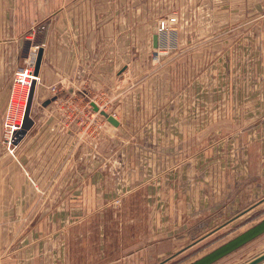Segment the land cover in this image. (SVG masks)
Here are the masks:
<instances>
[{
  "label": "crops",
  "instance_id": "1",
  "mask_svg": "<svg viewBox=\"0 0 264 264\" xmlns=\"http://www.w3.org/2000/svg\"><path fill=\"white\" fill-rule=\"evenodd\" d=\"M173 13L178 47L159 68L148 43L162 47L157 23ZM36 46L33 126L11 154L4 128L10 89ZM262 97L264 0H0V264H86L90 256L101 264L102 241L104 258L132 257L141 238L114 218L110 144L120 142L127 165L135 137H148L155 118L162 152L135 183L126 166L127 195L116 211L135 208L128 198L140 192L142 208L158 212V229L175 237L191 221L225 223L262 207ZM98 100L109 102L105 112L118 122L99 115L109 134L103 141L64 117L70 102L95 113Z\"/></svg>",
  "mask_w": 264,
  "mask_h": 264
},
{
  "label": "rangeland",
  "instance_id": "2",
  "mask_svg": "<svg viewBox=\"0 0 264 264\" xmlns=\"http://www.w3.org/2000/svg\"><path fill=\"white\" fill-rule=\"evenodd\" d=\"M174 15L178 17L176 13H173V15L171 16H174ZM168 18L169 17L167 18L164 17L160 19L157 23V29H156L157 35L160 36L162 40V47L159 48L157 46L156 50H151V43L150 42L148 43L149 53L152 59L156 63L155 66L159 68L164 67L163 61L166 58H172L171 56L174 55V52L177 50V47H178L177 45L178 44V34H177L178 20L175 25L173 24L170 25V31H171L170 33L160 34L158 31L160 22ZM168 63L169 62H166V64ZM225 74L227 75V71H225ZM38 77H39V72L37 75V79H39ZM36 82H39V81L37 80L34 83L36 84ZM13 85H14V79L12 81L11 88ZM10 93H11V89H10ZM230 100H231L230 98L224 99V101L222 102V107L223 106L225 107V105L227 106L228 103H230ZM22 101L23 100H20L21 103H24ZM10 102H11V97L9 95L8 108H9ZM98 102L99 104L98 105L96 104V105L99 108V110L105 112L107 107L109 106V102L103 101V100H98ZM70 103H72L69 105L71 109H69V112H66V114H64L65 122L69 123V122L75 121V122L85 123V127H86L85 134L91 137L92 139L103 141L102 139L108 138L109 134L106 132V127L104 124L106 123L105 119L102 118L103 116L99 112H96L95 110H94L95 113L85 111L81 107H78V105H76L77 101L70 102ZM262 103H264V97H262ZM231 104H232V101H231ZM8 108H7V111H8ZM27 108H28V102H27L26 110ZM6 114H5V117H6ZM99 115H101L102 117L100 116L99 118ZM110 116L114 117L113 115H110ZM259 118L264 119V108L260 112ZM157 128H158L157 119L155 118V122L150 120L145 129L146 134L149 135L150 137L152 136V139H150L152 144L150 143L147 144V139L149 136L147 137L146 135L143 140L137 135L135 137L136 140H134V142L132 143L131 151L134 157H133L132 162L127 163V165L132 168L131 171L129 170L130 172L129 174L132 175V179L134 183L140 180V177L142 174L141 170H144L145 168L148 167L149 165L148 161L154 160L156 153L162 152V147L157 146L158 140H159L158 139L159 136H157L159 130ZM133 133L135 134L136 132H133ZM23 135L21 134V131H20L16 135L15 138L19 139ZM121 137H124V135L121 134ZM162 140H163V137H162ZM8 150L10 152L11 148ZM110 152H111L110 160L112 161V163L109 169L113 171L115 175V179H116L115 181H117L116 185L118 186V189H115V192H114V198L112 200V205L115 207L114 208L115 210L113 211L118 212L119 215L117 214L116 216H114V218L119 216V221L120 222L122 221L123 227H126L128 229L129 227H131V229L133 228L134 229L133 230L134 239L141 238V240L138 242L137 241L132 242V257L131 256L128 257L129 259H127L126 261L124 259H120L121 257H120L119 252L117 254L113 253L115 250H119L118 246L114 248V251H112V253L115 254L113 257H110L108 259L104 258L103 255L106 249L104 245H106V243L102 241L101 264L106 261H108L106 264H109L114 261L116 263H113V264H128L129 261H130V264H190L200 259L201 257L205 256L206 254L210 253L211 251L217 249L218 247L222 246L223 244L227 243L228 241L240 235L241 233L247 231L248 229L255 226L256 224H258L260 221L264 219V204H263L262 207L261 206L257 207L254 211L250 212L249 214L245 212L242 218H239V219L237 218L234 221L233 220L230 221L229 219L228 220L226 219L227 222L225 223L223 222L224 220H222L219 223L210 224V223H202V220L198 219L196 220V222L191 221L188 226L189 228L177 229L178 232L175 233L176 234L175 237H172L173 235H171L170 237L168 236L169 234H163L161 232V229H158L159 226L156 225V221L159 219L157 210L151 209V208H150L151 210H149V208L148 210H144L142 208V202L145 201L147 203V198L140 192H137V193L134 192L133 194H131V197L128 198L134 205H136L135 208L129 209V210L123 209L120 211H116L117 209L119 210L122 208L123 200L126 198L125 195H127L126 191L124 190V186H125V171L124 170L126 169V166H127L125 164V157L127 155H126V152H124L122 146H120V142L118 140L117 142H115V144L114 143L110 144ZM92 154L94 155L95 153L90 152L89 156L92 157ZM107 157H108V154H106V158ZM155 181L156 179H153L152 184L153 183L155 184ZM169 187L172 188V181L170 182V184L169 182L167 183V188L170 189ZM102 197L104 199L103 191H102ZM153 197L155 198L156 196H153ZM90 198L91 196H89L88 199L86 198V201L87 200L91 201ZM108 209H112V206L110 205ZM152 210H154L153 211L154 215H153ZM150 211L152 212L153 216L150 214ZM147 213H149L148 217H150V219L152 218L155 220V221H152L155 225L154 227L147 228L146 226L147 225L146 223ZM169 226L171 225H168V227ZM117 227L118 229L120 228L119 224ZM115 230H116L115 221H113L112 223H110V231H109L110 235L109 236L117 233V231ZM184 230H187V231L184 232ZM263 253H264V235L252 241L251 243L247 244L246 246L242 247L238 251L232 253L231 255L225 257L224 259L216 262L215 264H246L252 261L253 259L257 258L258 256L262 255ZM73 261L75 263L79 262L78 259H75V258L73 259ZM84 261L86 264H92L94 259H92V256H90L89 258H84Z\"/></svg>",
  "mask_w": 264,
  "mask_h": 264
},
{
  "label": "built area",
  "instance_id": "3",
  "mask_svg": "<svg viewBox=\"0 0 264 264\" xmlns=\"http://www.w3.org/2000/svg\"><path fill=\"white\" fill-rule=\"evenodd\" d=\"M177 20L178 17L176 15L171 16L166 20H162L158 28L159 33H170V25H175ZM39 50L38 46L30 48L26 57L25 67L17 72L14 77V85L12 86L10 93L11 102L4 119V128L6 134L9 135L6 140V145L9 149L12 148L16 135L22 131L31 87L33 83L38 80L36 66ZM20 100H23L22 102L24 103H21ZM10 152L12 153L13 149H11Z\"/></svg>",
  "mask_w": 264,
  "mask_h": 264
},
{
  "label": "water",
  "instance_id": "4",
  "mask_svg": "<svg viewBox=\"0 0 264 264\" xmlns=\"http://www.w3.org/2000/svg\"><path fill=\"white\" fill-rule=\"evenodd\" d=\"M41 60H42V51L39 52V57H38L37 67H36V75H38ZM35 85L36 84L33 83V86L30 91L28 108L25 113L24 124H23L22 131H21L22 135L26 134V132L29 131L31 127L33 126V120L30 118V112H31V106H32L33 97L35 93V87H36ZM93 107H94V110L96 112H99L102 116H104L108 120L109 123H111L114 126L118 125V122L115 120L114 117L110 116L108 113L104 111H100L99 108L95 104H93ZM262 235H264V219L260 221L258 224H256L255 226L248 229L247 231L241 233L240 235L231 239L227 243L223 244L222 246L218 247L217 249L211 251L210 253L206 254L205 256L201 257L200 259L190 264H215L216 262L238 251L242 247L246 246L247 244L261 237ZM262 263H264V253L246 264H262Z\"/></svg>",
  "mask_w": 264,
  "mask_h": 264
}]
</instances>
